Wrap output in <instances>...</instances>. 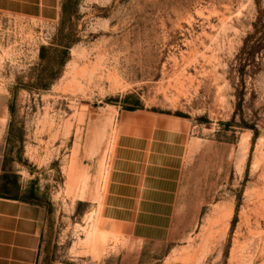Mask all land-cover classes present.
Segmentation results:
<instances>
[{"label":"rangeland","instance_id":"374dc122","mask_svg":"<svg viewBox=\"0 0 264 264\" xmlns=\"http://www.w3.org/2000/svg\"><path fill=\"white\" fill-rule=\"evenodd\" d=\"M62 1L0 0L4 192L34 183L37 264H264V0ZM135 101L185 143L167 217L134 231L102 204Z\"/></svg>","mask_w":264,"mask_h":264},{"label":"crops","instance_id":"0c3cea01","mask_svg":"<svg viewBox=\"0 0 264 264\" xmlns=\"http://www.w3.org/2000/svg\"><path fill=\"white\" fill-rule=\"evenodd\" d=\"M7 118L6 106L0 107V182ZM184 143L183 120L139 109L125 112L103 198L105 219L135 231L153 216L167 217ZM44 219L41 206L0 194V264H37Z\"/></svg>","mask_w":264,"mask_h":264},{"label":"trees","instance_id":"16d2710c","mask_svg":"<svg viewBox=\"0 0 264 264\" xmlns=\"http://www.w3.org/2000/svg\"><path fill=\"white\" fill-rule=\"evenodd\" d=\"M64 10H65V1L63 0L61 2V16L63 15ZM263 16H264V12H262V13L259 14V18H258L259 19L258 20L259 23L261 22V19H262ZM260 28H261L262 31H264V25L260 26ZM249 39H250V37L247 38V40H245L244 45H243V47L241 49V54L243 53V55H245L247 57V58H245L243 60L244 63L241 65V68L242 69L244 67H246V60H249V58L252 57L255 52H258L259 50L262 49V46L261 45H256V46H251L250 47L248 45ZM70 45L71 44H66V45H63V47H62L63 49L61 51V56H60L61 57V59H60L61 60L60 61V64L61 65H64L66 63V61H67V55H68V50L70 48ZM44 52H45V48H42L41 49V57H42V53H44ZM50 82H51V80H50ZM48 85H49V83H48ZM128 100H129V98H127L126 101H128ZM139 108H140V105H139L138 101H135L133 103V105L127 106L125 109L127 111H132V110H136V109H139ZM8 111L10 113L12 112V109H11L10 106H9ZM4 191H5V186L3 184V175H2L1 176V182H0V194H1V196H3L4 198L17 199V200H20L22 202L36 204V205L41 206L40 203H38V202H36L34 200L35 199L34 198L35 197L34 183H30V186L28 187L27 191H25L24 192V195L23 196H20V197L11 196V195L5 193Z\"/></svg>","mask_w":264,"mask_h":264}]
</instances>
